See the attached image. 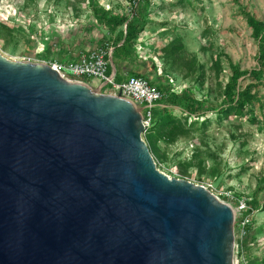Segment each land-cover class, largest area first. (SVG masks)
I'll list each match as a JSON object with an SVG mask.
<instances>
[{
    "label": "water",
    "instance_id": "95a60500",
    "mask_svg": "<svg viewBox=\"0 0 264 264\" xmlns=\"http://www.w3.org/2000/svg\"><path fill=\"white\" fill-rule=\"evenodd\" d=\"M143 131L131 99L0 52V264H234L233 205Z\"/></svg>",
    "mask_w": 264,
    "mask_h": 264
},
{
    "label": "rangeland",
    "instance_id": "374dc122",
    "mask_svg": "<svg viewBox=\"0 0 264 264\" xmlns=\"http://www.w3.org/2000/svg\"><path fill=\"white\" fill-rule=\"evenodd\" d=\"M131 2L0 0V52L11 59L46 62L77 58L98 47L109 51L115 34L99 22L94 7L129 14ZM143 5L144 2L136 1V11ZM246 12L264 22V0H150L136 41L135 58L124 66V72L129 74L146 71V78L160 88L166 87L160 78L166 74L172 91L182 95L190 87L197 99H206L201 110L209 119L206 127L198 128L204 118L198 117L195 130L188 137L174 143L159 141L156 155H152L157 168L169 177L202 184L214 194L229 191L234 197L229 200L234 208L242 197L250 203L254 195L264 200V75L253 90L257 99L248 106L254 112V120L234 115L219 120L213 112L223 101L222 87L231 73L229 64L240 70L257 66L258 42L246 22ZM174 37H180L184 44V59L193 54L203 64V84L196 79L199 70L187 76L183 65L165 62L159 56V47ZM216 55L221 60L219 75L211 66ZM249 81L248 74L239 78L242 85ZM84 82L109 92L100 88L97 81ZM164 109L182 117L178 104L166 106L162 98L154 110L162 113ZM238 217L236 212L234 264H264V207L250 213L243 234L237 230Z\"/></svg>",
    "mask_w": 264,
    "mask_h": 264
},
{
    "label": "trees",
    "instance_id": "16d2710c",
    "mask_svg": "<svg viewBox=\"0 0 264 264\" xmlns=\"http://www.w3.org/2000/svg\"><path fill=\"white\" fill-rule=\"evenodd\" d=\"M136 1H138V3L141 1L144 2L143 7H141V9L137 8V11L135 6ZM131 3V12L129 14L114 12L111 9H105L103 7H94V12L99 22L105 25L111 34H115L110 42V58L117 70L121 67V61L124 60L125 66L129 61L135 58L136 41L143 30L145 23L143 20L145 15L144 12L147 11L150 0H132ZM244 14L246 15L248 26L252 29V36L258 42V62L257 66L249 70H240L237 65L229 64L231 73L222 87L223 101L213 109L216 118L219 120L229 118L231 115L250 117L251 120L255 118L254 112L249 109L248 106L257 99V95L253 90L261 84L264 75V22L256 19L248 12ZM130 15L132 16L130 17ZM138 20H140V23ZM184 50L185 47L181 38L174 37L159 47V56L163 58L165 62L170 61L171 63L176 62L179 65H183L188 72L187 76L199 70L196 79L200 84H203L205 77L203 64L198 63L193 54H191L188 59H184ZM211 66L215 69L216 75H219L222 67L218 55L213 57ZM146 74L147 72L142 70L141 72L133 71L130 75L146 78ZM244 74H248L251 81L242 85L239 82V78ZM160 78L166 85V87H161L163 91L160 86H157L164 95L162 97L163 103L166 106L178 104L181 107L182 117L173 115L168 109H164L162 113H156L154 110L152 124L143 135L153 155H156L154 152H157L159 141L174 143L178 138L188 137L195 130L193 126L198 123V117H204L199 122L200 127L198 128L204 129L207 122H209L208 117H205L206 112H201L203 104L207 102L205 98L197 99L190 87L185 88L183 94L180 95L171 90V83L168 75H162ZM116 80L121 81L123 79L118 77L116 73ZM191 116L193 119H191ZM186 165L190 166L189 163H186ZM199 169H201V167H199ZM214 169L215 168H213V170ZM187 171H190V169ZM247 202L249 205L248 213L264 207V200L260 201L255 195L251 203L248 199ZM248 224L245 226V232L247 231Z\"/></svg>",
    "mask_w": 264,
    "mask_h": 264
},
{
    "label": "built area",
    "instance_id": "2783aa9c",
    "mask_svg": "<svg viewBox=\"0 0 264 264\" xmlns=\"http://www.w3.org/2000/svg\"><path fill=\"white\" fill-rule=\"evenodd\" d=\"M110 53L111 49L106 51L98 47L80 54L73 60L53 59L46 62L67 79L81 81L91 79L99 82L100 88H105L110 93L120 94L134 101L140 107L144 134L152 124L154 107L162 99L163 94L155 83L142 76L129 75L127 78L117 81L115 70L112 72L109 69ZM216 196L227 202L234 200L229 191L219 192ZM234 209L235 212L239 213L236 223L238 230L243 234L245 233V226L250 222L247 200L243 197L237 199Z\"/></svg>",
    "mask_w": 264,
    "mask_h": 264
},
{
    "label": "crops",
    "instance_id": "0c3cea01",
    "mask_svg": "<svg viewBox=\"0 0 264 264\" xmlns=\"http://www.w3.org/2000/svg\"><path fill=\"white\" fill-rule=\"evenodd\" d=\"M75 58H73V59H75ZM69 59L70 58H64V60H69ZM73 59H70V60H73ZM109 59H110V57H109ZM55 60H63V59H55ZM109 69L112 72L115 70V72L117 73V76L121 77L122 79H125L130 75L127 71L124 72V60L121 61V67L119 68V70H117L116 66L111 62V59H110Z\"/></svg>",
    "mask_w": 264,
    "mask_h": 264
}]
</instances>
